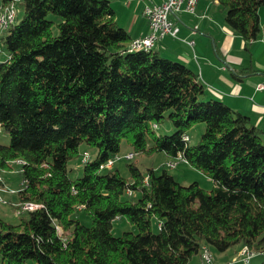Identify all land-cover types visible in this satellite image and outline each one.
Returning <instances> with one entry per match:
<instances>
[{"label":"trees","instance_id":"16d2710c","mask_svg":"<svg viewBox=\"0 0 264 264\" xmlns=\"http://www.w3.org/2000/svg\"><path fill=\"white\" fill-rule=\"evenodd\" d=\"M217 1L246 41L262 34L264 0ZM13 2L22 16L0 26V133L10 137L0 142V176L20 165L14 206L26 215L16 224L0 216V264H189L203 243L264 254V131L208 97L192 67L156 47L132 50L110 0H0V12ZM165 120L172 134L159 131ZM198 122L205 131L190 144L184 135ZM123 141L135 156L182 155L212 188L182 184L167 165L143 172L135 157L129 177L100 167ZM82 143L97 152L72 178ZM25 202L37 206L19 208ZM116 217L138 231L114 235Z\"/></svg>","mask_w":264,"mask_h":264},{"label":"crops","instance_id":"0c3cea01","mask_svg":"<svg viewBox=\"0 0 264 264\" xmlns=\"http://www.w3.org/2000/svg\"><path fill=\"white\" fill-rule=\"evenodd\" d=\"M162 1L110 0V3L116 21L134 39L149 31L145 7ZM223 11L217 0H199L195 14H172L179 26L178 36H164L155 49L195 69L208 97L222 100L245 113L252 124L264 131V89L257 87L259 83L264 84V34L246 41L228 27ZM261 135L264 139V133ZM2 188L0 186V192ZM240 250L241 245H238L234 250L237 254L231 258L228 249L219 251L214 256V264H237L232 261ZM263 256L255 254L251 261ZM192 262L203 264L200 254L193 256L189 264Z\"/></svg>","mask_w":264,"mask_h":264},{"label":"rangeland","instance_id":"374dc122","mask_svg":"<svg viewBox=\"0 0 264 264\" xmlns=\"http://www.w3.org/2000/svg\"><path fill=\"white\" fill-rule=\"evenodd\" d=\"M222 7V6H221ZM17 8V7H16ZM225 13L224 10L222 13L223 18L225 19ZM260 13V20H261V26H262V32H264V5H262L259 9ZM18 17L22 16V10L18 8ZM227 24V23H226ZM8 52L4 48V46L0 42V62L4 61L7 58ZM159 131L161 133H167L172 134L174 132V129L170 123L169 120H165L163 123L160 124ZM205 131V124L202 122H198L195 125L192 126V128L189 131L190 138L189 143L190 144H196L198 140L200 139L201 134ZM10 141V137L6 132L0 133V142L7 144ZM84 150H88L91 153V158L96 154L97 149L90 147L86 143H82L80 145V155L76 156L68 163L69 168V174L72 178H76L78 176L82 175V162L81 158L84 154ZM133 152L132 147L127 144L125 141L122 143L121 153L124 154L127 152ZM166 155L164 152L159 151L155 152L154 154H146V155H136L135 160L137 161V165L139 168L146 172L147 169L151 166L153 167H164L165 163L167 162ZM130 161V159H120L116 160L114 164L111 166L118 167L122 175L129 177V171L127 167V162ZM165 161V162H164ZM111 166H104V167H111ZM168 168V167H167ZM168 171L172 173L176 179L181 182L184 185L190 184L192 181H198L201 186H203L206 189L212 188V179L209 178L203 171L198 170L194 167H192L190 164H188L187 161L184 160H178V164L176 167H169ZM2 176V177H1ZM1 179L3 178L5 182V187L1 185V188L3 189L0 192V216L4 218L5 220L16 224L21 220V217L23 215H26L24 212L19 214L17 212L18 207L16 208L14 204L18 203V190L20 189V185L22 182L21 174H20V165H14V168L12 170H4L1 172ZM137 194H134L136 196ZM77 215L80 217L81 221L86 225H92L93 221L90 215L86 213L85 210L78 211ZM153 230L157 231L158 222L154 218L152 221ZM130 230L133 232H137V228L130 223L125 217L117 218L113 222V233L116 236H119L123 233V231ZM211 253L213 254V264H214V256L219 253V251L214 246H209ZM238 245L230 247L228 249V255L230 258L235 255V249L237 250ZM237 254V253H236ZM261 258H256L254 262H258ZM237 262V264H245L244 261L241 259V256H236L235 259L232 261ZM26 264H35L34 260L29 259ZM194 264V262H192ZM196 264H199L196 262ZM204 264V263H203Z\"/></svg>","mask_w":264,"mask_h":264},{"label":"built area","instance_id":"2783aa9c","mask_svg":"<svg viewBox=\"0 0 264 264\" xmlns=\"http://www.w3.org/2000/svg\"><path fill=\"white\" fill-rule=\"evenodd\" d=\"M199 0H163L160 3L149 4L145 7L144 13L148 19L149 31L143 36H139L133 39V44H156L160 39L166 35H172L177 37L179 33V26L177 22L171 17L172 14L179 15L181 13L195 14L197 9V4ZM11 17V14H10ZM14 21V20H12ZM130 45V46H132ZM258 88L264 89V84L259 83ZM127 155H131V151L124 154H115L113 157L109 158L107 162L102 163V166H111L116 160L126 159ZM91 158V153L88 150H84L83 163H86ZM178 160H183L182 155L178 154ZM178 162L175 164L167 165L168 167H176ZM131 193H133L132 189ZM19 208L23 206L19 205ZM81 208L84 205L81 204ZM119 218V217H116ZM254 252L249 246L244 245L239 251V256L245 263H249L251 259L255 256ZM213 254L206 253V256H201L202 262L204 264H212Z\"/></svg>","mask_w":264,"mask_h":264},{"label":"bare ground","instance_id":"6f19581e","mask_svg":"<svg viewBox=\"0 0 264 264\" xmlns=\"http://www.w3.org/2000/svg\"><path fill=\"white\" fill-rule=\"evenodd\" d=\"M3 8H4V6H3ZM10 14H11V17H10ZM16 15H17V8H16V5H15L14 2L11 3V4H9V5L8 4L5 5V8L0 12V26H1V28L2 27H6L11 22H13L12 20H15ZM3 29H5V28H3ZM132 44H133V39L130 42V45H132ZM130 47H131L132 50H140V49L149 50V49H152V48L156 47V44H145V45H142V44H134V45H132ZM155 127H157L156 124H155ZM184 139L186 141L187 140L189 141V136L187 134L184 135ZM134 157H135V152H131V155H127V159H130V160H132ZM81 161L83 163V156L81 158ZM175 162H178V156L175 159L168 160L165 163V165L175 164ZM0 180H2L1 177H0ZM127 193L129 195L132 194L130 189L127 190ZM21 206H23V208H29V209H31V208L36 207L37 205L35 203H33V202H25ZM17 212L19 213V210H17ZM207 252L210 253V254H212L211 251H210L209 245L203 243V245L201 246V250H200V256H206V253ZM212 264H213V257H212Z\"/></svg>","mask_w":264,"mask_h":264}]
</instances>
